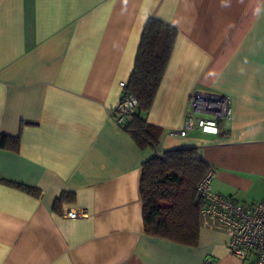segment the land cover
Returning a JSON list of instances; mask_svg holds the SVG:
<instances>
[{
  "label": "crops",
  "instance_id": "0c3cea01",
  "mask_svg": "<svg viewBox=\"0 0 264 264\" xmlns=\"http://www.w3.org/2000/svg\"><path fill=\"white\" fill-rule=\"evenodd\" d=\"M149 18L176 30L145 115L159 149L196 146L212 191L264 199V0H0V134L19 137L0 148V264H257L221 230L199 227L195 245L144 230L140 171L156 150L109 111ZM197 89L228 96L231 114L217 134L179 136Z\"/></svg>",
  "mask_w": 264,
  "mask_h": 264
},
{
  "label": "trees",
  "instance_id": "16d2710c",
  "mask_svg": "<svg viewBox=\"0 0 264 264\" xmlns=\"http://www.w3.org/2000/svg\"><path fill=\"white\" fill-rule=\"evenodd\" d=\"M176 37L174 27L157 19L146 20L134 58L133 69L125 91L137 105L121 125L140 147L160 143L161 129L146 121L161 82ZM19 137L0 134V148L17 149ZM209 167L198 154L196 146L163 150L141 165L139 191L144 230L177 243L195 245L199 236L200 204L195 202L196 185ZM6 184L39 195L33 187L5 181ZM73 199L72 193H62L54 201L59 210L62 202Z\"/></svg>",
  "mask_w": 264,
  "mask_h": 264
},
{
  "label": "built area",
  "instance_id": "2783aa9c",
  "mask_svg": "<svg viewBox=\"0 0 264 264\" xmlns=\"http://www.w3.org/2000/svg\"><path fill=\"white\" fill-rule=\"evenodd\" d=\"M127 81L119 82L120 99L109 111L111 118L122 125L137 105L136 99L125 91ZM231 114L229 97L200 90L193 91L188 100L184 126L175 133L186 136L199 130L206 134H217L219 122ZM156 155H161L159 147ZM213 171L208 169L196 185L195 202L200 204L199 227L221 230L228 235L227 248L240 260L254 255L257 264H264V199L254 204H244L232 196L222 195L211 189ZM69 218L78 217L76 210L67 211Z\"/></svg>",
  "mask_w": 264,
  "mask_h": 264
}]
</instances>
